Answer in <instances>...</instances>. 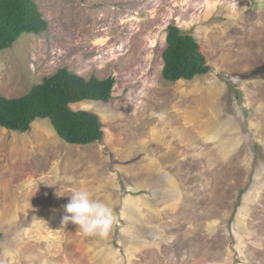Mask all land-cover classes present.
I'll use <instances>...</instances> for the list:
<instances>
[{
    "label": "rangeland",
    "instance_id": "obj_1",
    "mask_svg": "<svg viewBox=\"0 0 264 264\" xmlns=\"http://www.w3.org/2000/svg\"><path fill=\"white\" fill-rule=\"evenodd\" d=\"M47 29L0 51V95L67 67L112 76L102 138L48 119L0 127V264H264V0H34ZM169 25L209 71L162 76ZM74 189L108 205L105 237L62 223Z\"/></svg>",
    "mask_w": 264,
    "mask_h": 264
},
{
    "label": "trees",
    "instance_id": "obj_2",
    "mask_svg": "<svg viewBox=\"0 0 264 264\" xmlns=\"http://www.w3.org/2000/svg\"><path fill=\"white\" fill-rule=\"evenodd\" d=\"M47 29L34 0H0V51L10 47L22 33L40 34ZM162 51V76L167 81L191 80L209 71L197 40L174 25L167 27ZM115 80L112 76L84 78L58 68L19 97L0 95V127L16 132L30 129L36 119H48L57 136L69 144L88 145L103 136L99 116L71 104L83 100L107 102Z\"/></svg>",
    "mask_w": 264,
    "mask_h": 264
},
{
    "label": "clouds",
    "instance_id": "obj_3",
    "mask_svg": "<svg viewBox=\"0 0 264 264\" xmlns=\"http://www.w3.org/2000/svg\"><path fill=\"white\" fill-rule=\"evenodd\" d=\"M66 213L62 223L71 221L81 231L89 235L105 237L112 229L115 216L105 203L91 198L89 191L74 189L69 202L65 205Z\"/></svg>",
    "mask_w": 264,
    "mask_h": 264
}]
</instances>
